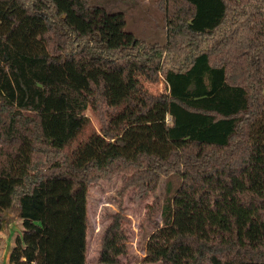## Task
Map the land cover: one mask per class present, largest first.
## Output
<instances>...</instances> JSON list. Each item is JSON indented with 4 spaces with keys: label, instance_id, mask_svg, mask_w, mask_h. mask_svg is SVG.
I'll use <instances>...</instances> for the list:
<instances>
[{
    "label": "trees",
    "instance_id": "1",
    "mask_svg": "<svg viewBox=\"0 0 264 264\" xmlns=\"http://www.w3.org/2000/svg\"><path fill=\"white\" fill-rule=\"evenodd\" d=\"M157 1L164 44L89 0H0V231L12 213L22 227L8 264H122L119 214L87 260L89 184L118 172L151 192L178 176L146 261L264 264V0ZM87 109L99 128L74 144Z\"/></svg>",
    "mask_w": 264,
    "mask_h": 264
},
{
    "label": "rangeland",
    "instance_id": "2",
    "mask_svg": "<svg viewBox=\"0 0 264 264\" xmlns=\"http://www.w3.org/2000/svg\"><path fill=\"white\" fill-rule=\"evenodd\" d=\"M93 5L104 7L109 12H121L125 17V30L134 33L146 42H167L168 25L162 5L157 0H89ZM182 55H176L175 63ZM171 61V60H170ZM168 61L166 64H173ZM144 88L157 94L166 91L162 73L154 79L141 80ZM90 124L84 127L74 144L86 138L92 129L98 130L99 115L87 109L85 112ZM73 144V145H74ZM73 146L68 147V152ZM122 173L110 178L95 180L89 184L87 194V260H94L98 254L101 237L114 214L124 218L126 235V253L120 256L122 264H160L145 260L146 242L155 225L161 222L160 207L163 202L167 182L172 186L178 183V176L163 177L155 192L141 191L128 186ZM11 222L0 231L3 248L0 264H3L8 250L14 243V237L21 233V220L15 213ZM6 263V262H5ZM4 263V264H5Z\"/></svg>",
    "mask_w": 264,
    "mask_h": 264
},
{
    "label": "crops",
    "instance_id": "3",
    "mask_svg": "<svg viewBox=\"0 0 264 264\" xmlns=\"http://www.w3.org/2000/svg\"><path fill=\"white\" fill-rule=\"evenodd\" d=\"M2 248H3V246H2ZM1 250H2V249H1ZM9 250H10V249H9ZM9 250H8V253H9ZM0 253H1V252H0ZM8 253H7V256L5 257V259H3V260L6 262V263L4 262L5 264H8ZM4 263H3V264H4Z\"/></svg>",
    "mask_w": 264,
    "mask_h": 264
}]
</instances>
